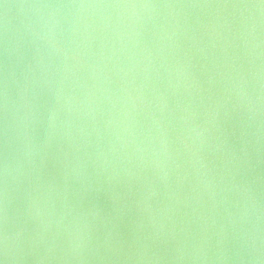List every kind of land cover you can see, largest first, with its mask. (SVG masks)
Instances as JSON below:
<instances>
[{
    "label": "water",
    "instance_id": "water-1",
    "mask_svg": "<svg viewBox=\"0 0 264 264\" xmlns=\"http://www.w3.org/2000/svg\"><path fill=\"white\" fill-rule=\"evenodd\" d=\"M257 2L0 0V161L21 164L9 187L21 264L46 245L43 264H77L64 259L69 229L86 234V264H144L141 245L160 264H264V23L249 35L256 9L190 6ZM146 3L184 6L62 7ZM49 28L61 52L40 39ZM241 233L254 251H238Z\"/></svg>",
    "mask_w": 264,
    "mask_h": 264
},
{
    "label": "clouds",
    "instance_id": "clouds-1",
    "mask_svg": "<svg viewBox=\"0 0 264 264\" xmlns=\"http://www.w3.org/2000/svg\"><path fill=\"white\" fill-rule=\"evenodd\" d=\"M183 7L184 5H171V4H111V5H63L62 7L67 8H171V7ZM192 7H217V8H233V9H244V10H251L256 9L259 11V15L261 17L260 21H257L249 15L247 21L245 22L246 27L248 29L249 35H254L256 28L259 26L260 23H264V5L259 3H233V4H217V5H190ZM40 39L43 41L44 45L46 46L49 53H58L62 50L56 39L54 38V34L52 30H49L43 34H38ZM246 96L243 88H239L237 90V101L240 102ZM259 99V98H258ZM251 111L252 109V102L251 99L248 98L247 105ZM155 119V118H153ZM204 129H200L196 132L197 137H202L204 133ZM8 143L6 139V144ZM162 141V145H163ZM166 151V147L164 149ZM243 151V149H242ZM24 155L28 158L29 162L32 156V145L31 141L25 133V145H24ZM243 157L236 156L233 154V159L236 161L241 160ZM200 160V168L204 169L206 166L203 162L201 157H198ZM21 170L20 162L15 158V156L10 155L9 153H5L2 161H0V175L3 178V188H2V195H0V264H21L22 260L24 259V230L22 228H18L15 226L14 216L10 215V192L9 187L10 183H14L17 180L18 174ZM239 191H242L248 195L249 200H252L253 197L251 195L250 187L244 185H233ZM154 195L155 193H151ZM36 205V201L32 200L29 204V210ZM65 208H68V211L71 212V208L65 203L61 206V211L59 213V218L56 221L57 225L60 224L66 218V213L64 211ZM93 216L96 215V212L91 213ZM29 215H31V211H29ZM40 216L39 211H37L36 217ZM75 219V218H74ZM41 225L44 228H50L51 221L47 223L43 220L40 221ZM221 231H223V227H221ZM40 241H43L44 237L42 232L37 234ZM34 241L36 237L32 238ZM239 242H240V250L244 251H254L256 249V238L251 233H241L239 235ZM86 234H81L78 229L73 230L69 229V239L66 248L64 249V259L66 260H73L76 261L77 264H86L87 256L85 254L86 251ZM53 245H46L43 249V254L39 256L40 264H43V261L48 260L50 258L49 253L52 250ZM176 251L179 253L178 256L175 258L178 260H183L186 254L183 245L178 247ZM199 252V254H197ZM133 255L135 259L140 262H144V264H160V260L162 257L158 256L156 253H152L149 255V249L147 245H141L133 251ZM191 258L193 260H205L206 256L203 254L199 246L193 247ZM98 259L103 260L105 257L99 256ZM218 260L225 261L228 257L224 254V250H221L219 256L217 257Z\"/></svg>",
    "mask_w": 264,
    "mask_h": 264
},
{
    "label": "snow or ice",
    "instance_id": "snow-or-ice-1",
    "mask_svg": "<svg viewBox=\"0 0 264 264\" xmlns=\"http://www.w3.org/2000/svg\"><path fill=\"white\" fill-rule=\"evenodd\" d=\"M257 3H259V4H261V5H264V0H258Z\"/></svg>",
    "mask_w": 264,
    "mask_h": 264
}]
</instances>
